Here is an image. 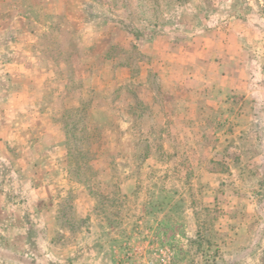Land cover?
Returning a JSON list of instances; mask_svg holds the SVG:
<instances>
[{
	"label": "rangeland",
	"instance_id": "obj_1",
	"mask_svg": "<svg viewBox=\"0 0 264 264\" xmlns=\"http://www.w3.org/2000/svg\"><path fill=\"white\" fill-rule=\"evenodd\" d=\"M0 264H264V0H0Z\"/></svg>",
	"mask_w": 264,
	"mask_h": 264
}]
</instances>
